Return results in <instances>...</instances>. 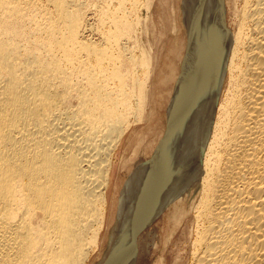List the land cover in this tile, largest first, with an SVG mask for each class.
Returning <instances> with one entry per match:
<instances>
[{
    "label": "bare ground",
    "instance_id": "1",
    "mask_svg": "<svg viewBox=\"0 0 264 264\" xmlns=\"http://www.w3.org/2000/svg\"><path fill=\"white\" fill-rule=\"evenodd\" d=\"M139 1L0 0V264H89L101 246L151 92ZM179 15L166 135L122 187L103 264H135L163 215L168 240L185 234L175 264H264V0Z\"/></svg>",
    "mask_w": 264,
    "mask_h": 264
},
{
    "label": "rangeland",
    "instance_id": "2",
    "mask_svg": "<svg viewBox=\"0 0 264 264\" xmlns=\"http://www.w3.org/2000/svg\"><path fill=\"white\" fill-rule=\"evenodd\" d=\"M145 1H139V5L144 3L139 7V10L145 7L140 10L144 19L140 28L143 33V44L150 54L151 66L154 69L153 76L150 77L151 83L149 81L151 92L148 107L144 112L143 121L131 126L123 138L125 139L123 140L124 144L126 145L127 141V145L121 146L116 162L118 168L114 170V172L117 170L115 175L112 174L109 192L107 191L108 210L104 232H101V246L92 254L89 264H103L109 256V242L112 241L110 235H113L118 228L117 210L121 192L127 185L129 175L142 169L160 147L168 127L166 113L168 103L171 104L172 101L170 96L175 89L176 78H178V82L180 79V75L177 74L178 68L180 71L177 54L185 40V28L181 24V15H179L181 0H147L146 2L150 1L148 3ZM145 4L148 5L143 6ZM146 7H149L147 11L149 14L145 10ZM165 78H168V81L164 84L162 81ZM165 218L164 215L161 216L149 229L138 236L135 264H175L177 261V253H180L185 234L182 228L178 229L168 240L171 227L166 225L168 221Z\"/></svg>",
    "mask_w": 264,
    "mask_h": 264
}]
</instances>
